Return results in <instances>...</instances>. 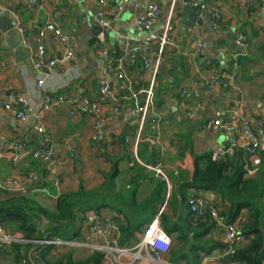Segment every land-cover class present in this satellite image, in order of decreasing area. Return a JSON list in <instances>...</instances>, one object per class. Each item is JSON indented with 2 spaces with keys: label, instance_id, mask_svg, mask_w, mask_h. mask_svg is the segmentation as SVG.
<instances>
[{
  "label": "crops",
  "instance_id": "1",
  "mask_svg": "<svg viewBox=\"0 0 264 264\" xmlns=\"http://www.w3.org/2000/svg\"><path fill=\"white\" fill-rule=\"evenodd\" d=\"M151 1L158 3L160 14L145 31L138 20ZM183 1L128 0L119 12L109 4L103 8L111 21L105 25L108 38L98 50L92 34L93 18L101 10L98 0H38L37 7H32L29 0H0V103L22 98L31 107L25 120L0 107V199L12 191L5 187L6 180L22 182L24 176L32 174L37 179L34 186L40 184V177L43 186L29 193L36 203L53 211L58 196L80 186H100L116 162L117 187H134L135 201L141 204L160 183L151 171L158 158L169 180L170 189L165 186L164 195L167 200L180 181L191 179L194 156L208 154L216 159L218 147L238 134L243 117L256 130H264V0H199L208 7L204 17L183 6ZM214 8L219 9L221 24L219 30L209 31L204 24L212 21ZM187 9L193 12V21ZM51 21L68 35L74 54L67 62L57 63L39 88L32 56L39 31ZM168 23L173 26L172 44L161 52L154 45L145 50L144 41L152 34H161ZM20 26L25 28V35L18 31ZM240 36L244 38L241 45ZM44 41L47 56L60 60L64 48L54 34L47 33ZM132 51L143 54L147 68L141 57L130 58ZM103 52L122 58L131 92L121 89L122 80L108 60L100 57ZM213 74H218L220 80L215 88H206L203 82ZM101 82L111 88L110 103L102 99ZM184 89L187 93L182 96ZM149 90L152 104L147 103V113L143 117L135 115L133 94L144 104ZM54 95L65 96L74 104L65 100L43 110L44 98ZM82 97L100 105L103 146L92 141L93 116L72 113ZM216 113H221L223 125L208 129ZM37 128L43 133H38ZM144 137L156 138L158 148L150 149ZM42 138L52 146L57 162L33 158ZM14 152L18 153L16 163L9 159ZM223 160L243 163L251 176L260 164L258 157L244 159L234 150ZM188 196L205 207L227 206L214 191L190 189ZM112 216L105 210L101 225L114 236L105 228L108 222L114 224ZM245 217L243 212L242 219ZM87 235L92 238L90 231ZM170 238L173 245L175 236ZM204 241L216 248L221 243L228 244L217 228ZM218 253L202 257L200 264H220Z\"/></svg>",
  "mask_w": 264,
  "mask_h": 264
},
{
  "label": "trees",
  "instance_id": "2",
  "mask_svg": "<svg viewBox=\"0 0 264 264\" xmlns=\"http://www.w3.org/2000/svg\"><path fill=\"white\" fill-rule=\"evenodd\" d=\"M117 57V56H116ZM260 164L253 176L248 175L244 164L218 159L211 155L194 156V172L190 180L180 181L169 199L165 200V185L159 183L153 193L141 204L135 201L134 187H117V163L104 175L103 183L92 189L80 186L76 191L58 196L54 211L35 202L29 192L11 193L0 200V226L21 234L27 240L83 241L90 226L86 214L94 212L103 221V212L112 213L116 225L115 242L118 248H128L138 242L146 226L159 213L160 226L180 246L171 245L168 260L174 264H200L202 257L223 251L207 246L204 237L218 228L206 214L195 220L190 212L188 190L214 191L225 201L222 209L225 224L238 223L245 244L237 247L233 255L220 260V264H262L264 262V152L258 156ZM135 183L132 182L131 185ZM243 212L246 217L243 220ZM45 220L46 222H44ZM205 220V221H204ZM17 243L5 252L13 254L15 264H22ZM28 260L39 264H105L104 253L92 251L80 259L74 258L73 248L28 243L23 246ZM27 262V264H31Z\"/></svg>",
  "mask_w": 264,
  "mask_h": 264
},
{
  "label": "built area",
  "instance_id": "3",
  "mask_svg": "<svg viewBox=\"0 0 264 264\" xmlns=\"http://www.w3.org/2000/svg\"><path fill=\"white\" fill-rule=\"evenodd\" d=\"M127 1L128 0H98V4L101 6V10L93 18L94 25L103 27L111 22L106 18V11L103 10V8L112 3L116 11L119 12L123 9ZM29 2L32 7L38 6V0H29ZM182 4L183 6L194 10L199 17H204L208 9L207 4L199 0H184ZM159 14L160 8L158 3L155 1L149 2L143 14L138 20V25L143 30L149 31L154 22L157 20ZM211 17L212 21L206 22L204 24V27L209 31L219 30L221 18L218 8H214L212 10ZM54 18H56V16H54ZM172 30V24L168 23L161 34L150 35L143 43L144 49L147 50L152 45H154L160 52L163 51V49L170 46L173 42ZM18 31L22 35H25L26 33L25 28L21 26L18 27ZM49 32L54 34V36L59 40L64 48L63 56L60 60L49 58L46 54V45L44 39L46 34ZM243 40V36H240L238 44L241 45ZM73 54L74 48L68 35L63 33L56 26L54 21L46 23L45 26L39 31L38 43L32 56V69L37 78V86L41 88L44 79L55 68L57 63L67 62L73 56ZM100 57L108 60L110 68L122 80L121 89L124 92H131V87L129 86L130 84L127 82L123 74L122 58L115 57L108 52L100 53ZM138 57H141L144 67L147 68L148 63L140 51L130 52V58L132 60H135ZM219 80L220 76L218 74H213L203 83L206 88L212 89L216 87ZM99 91L102 95V99L105 102H112L113 94L111 88L107 83L101 82L99 84ZM145 93H147V98L144 104L139 102L137 95L133 94L134 102L132 112L135 115H140L141 117H143L144 114L147 113V103L152 104L151 90ZM186 93L187 91L184 89L182 90L181 95L184 96ZM65 100H70V103L74 104L73 100L68 99L65 96H47L44 98L42 109L49 110ZM0 107L10 112L13 111V113L19 120H25L27 115L31 112L30 105L25 99L22 98L14 99L5 103H0ZM75 108L78 111H72V113L80 112L82 114H90L93 116L94 127L92 132V141L99 146H103L104 138L102 126L104 123V117L100 105L92 104L86 97H82L78 103V106H75ZM221 125H223L221 121V113H216L214 119L208 123L207 128H218L221 127ZM37 131L40 134L43 133V130L41 128H37ZM143 141L148 144V147L150 149L158 148V140L156 138L144 137ZM14 146H16L18 149L23 148L22 145L18 144H14ZM233 150L238 151L244 159L258 157L261 152H264V130H256L253 127L252 123L248 119L243 117L241 119L238 134L228 138L222 145L218 147L215 155L216 159L218 160L225 158L228 153ZM32 156L34 159L41 162L58 161V158L53 153L52 146H50L47 143V140L43 138L41 140V147L35 150ZM73 156L74 153L71 154V157ZM1 157L2 155L0 154V158ZM9 159L12 163H16L18 159V153H11ZM151 171L154 177L160 183H163L166 187H168V189H170L167 173L165 172L164 167L158 158H156L152 163ZM36 182L37 179L32 174H28L24 176L22 182H19L16 179H8L4 184L7 189H11L12 191H19L18 193H24L25 189L34 186ZM2 199L4 198H1L0 200ZM189 207L190 212L192 213L195 220H199L206 214H208L215 222V225L218 228L223 229V237L227 241L228 247L217 254L218 259L222 260L226 256L233 255L237 247L241 246L245 242V238L240 232L239 224H225V216L223 215L222 209L219 206L209 204L208 207H205L199 200L191 199L189 201ZM162 210L163 208L159 211L158 216L155 217L146 226L139 241L132 248L114 247L116 245L115 237L105 232L104 228L101 225L102 220L98 218V216H96L94 212H88L85 216L86 224L90 226L89 231L92 234V236H90L92 238H86L83 241H64L61 239L27 240L24 239L21 234L12 233L0 226V253L9 251L12 248V245L15 243L22 245L19 250V256L21 257L22 264H27V262L30 263L31 261L28 260V257H26L23 246L28 243H36L41 245H53L55 247H65L73 249L90 247L95 251L104 253L105 264H174L168 260V253L172 244L171 238L160 226L159 216ZM43 221L46 222L45 220ZM105 228L110 233L116 232V225L111 222L106 223ZM106 237H108V239H106ZM31 264L39 263L37 261H32ZM262 264H264V262Z\"/></svg>",
  "mask_w": 264,
  "mask_h": 264
},
{
  "label": "water",
  "instance_id": "4",
  "mask_svg": "<svg viewBox=\"0 0 264 264\" xmlns=\"http://www.w3.org/2000/svg\"><path fill=\"white\" fill-rule=\"evenodd\" d=\"M186 12L189 14V18L191 19V21H193V17H192V14H191V11L189 9L186 10ZM106 29L107 27L103 26V27H99V26H96V25H93L92 27V34H93V40L98 42V46H97V49H101L102 47V41H104L105 39L108 38V33L106 32ZM43 186V179L42 177H40V184L37 186H32L30 188H27L24 190V192H29V191H32V190H36V189H39V188H42ZM11 192H15V193H18L19 191H11Z\"/></svg>",
  "mask_w": 264,
  "mask_h": 264
},
{
  "label": "rangeland",
  "instance_id": "5",
  "mask_svg": "<svg viewBox=\"0 0 264 264\" xmlns=\"http://www.w3.org/2000/svg\"><path fill=\"white\" fill-rule=\"evenodd\" d=\"M89 243V241H88ZM175 248H177V245L173 244ZM114 247H117L116 245ZM118 248V247H117ZM95 251L94 249L87 247V248H76V251H74V258L80 259L82 257H85L90 252ZM0 264H15V260L13 258V254L9 253H0ZM184 264V263H182Z\"/></svg>",
  "mask_w": 264,
  "mask_h": 264
}]
</instances>
